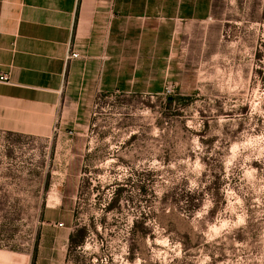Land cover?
<instances>
[{"label":"rangeland","instance_id":"374dc122","mask_svg":"<svg viewBox=\"0 0 264 264\" xmlns=\"http://www.w3.org/2000/svg\"><path fill=\"white\" fill-rule=\"evenodd\" d=\"M164 60L139 92L100 93L88 125L70 127L86 138L0 130L4 244L38 226L5 203L44 193L19 183L31 162L72 208L62 264H264V0H213Z\"/></svg>","mask_w":264,"mask_h":264},{"label":"crops","instance_id":"0c3cea01","mask_svg":"<svg viewBox=\"0 0 264 264\" xmlns=\"http://www.w3.org/2000/svg\"><path fill=\"white\" fill-rule=\"evenodd\" d=\"M212 2L0 0V76H8L0 80V130L37 138L88 137L87 128L70 127L88 125L96 97L139 92L143 82L159 80L150 77L159 74L158 68L149 66L160 64L164 71L181 25L207 19ZM70 48L78 56L66 58ZM56 120L62 128L57 133ZM30 165L19 183L37 185L39 180L44 193H12L5 203L22 204L38 226L25 244H4L0 235V264H62L72 208L61 205L59 195L51 198L53 176L47 168L38 177L36 165ZM60 210L66 218L59 217Z\"/></svg>","mask_w":264,"mask_h":264},{"label":"built area","instance_id":"2783aa9c","mask_svg":"<svg viewBox=\"0 0 264 264\" xmlns=\"http://www.w3.org/2000/svg\"><path fill=\"white\" fill-rule=\"evenodd\" d=\"M76 56H78V52H77L76 50H73V48H70V49L68 50V53H67L66 58L69 59V58H71V57H76ZM7 79H8V76H7L6 73L1 74V76H0V80H7ZM166 90L169 91V88H167ZM58 224H59V225H62V222H58Z\"/></svg>","mask_w":264,"mask_h":264},{"label":"trees","instance_id":"16d2710c","mask_svg":"<svg viewBox=\"0 0 264 264\" xmlns=\"http://www.w3.org/2000/svg\"><path fill=\"white\" fill-rule=\"evenodd\" d=\"M180 99V98H182V96H180V95H173V94H169V95H167V100H168V102H171V101H173V100H175V99ZM47 185H45L44 187H46ZM69 238L70 239H72L73 238V233H71L70 235H69Z\"/></svg>","mask_w":264,"mask_h":264}]
</instances>
